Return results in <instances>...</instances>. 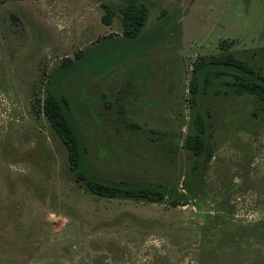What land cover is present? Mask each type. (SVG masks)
I'll return each mask as SVG.
<instances>
[{
	"label": "rangeland",
	"instance_id": "rangeland-1",
	"mask_svg": "<svg viewBox=\"0 0 264 264\" xmlns=\"http://www.w3.org/2000/svg\"><path fill=\"white\" fill-rule=\"evenodd\" d=\"M136 2L147 17L125 42L128 0H0V264H264V102L224 77L189 93L194 64L227 51L264 77V0ZM80 51L56 84L88 169L172 193L107 198L76 178L41 108ZM197 111L212 144L199 177Z\"/></svg>",
	"mask_w": 264,
	"mask_h": 264
},
{
	"label": "trees",
	"instance_id": "trees-1",
	"mask_svg": "<svg viewBox=\"0 0 264 264\" xmlns=\"http://www.w3.org/2000/svg\"><path fill=\"white\" fill-rule=\"evenodd\" d=\"M106 13L102 17L105 24H110L113 9L104 5ZM147 17L145 5H138L136 0H128L122 9V37L125 42H131L140 36ZM85 53L80 51L76 59H64L60 67L52 73L49 89L44 98L42 112L48 119L51 127L62 140L68 153V160L75 170L76 178L82 181L87 190L97 196L116 198H144L158 201L172 191H167L160 185L150 182L110 181L99 178L92 173L86 164L84 146L76 120L72 116L67 97L60 93L57 81L66 72L71 70ZM215 77H224V83L237 94L248 93L254 95L260 102H264V77L256 72L255 68L237 58L231 51L213 56L209 60H200L193 66L192 77L189 83V93L196 103L197 99L207 93ZM194 128L189 131L185 139V148L194 156L192 172L199 177L202 161L212 156L209 116L205 112L197 111L194 118ZM178 194V193H177ZM186 201V194H178ZM177 198L176 202L181 199Z\"/></svg>",
	"mask_w": 264,
	"mask_h": 264
}]
</instances>
